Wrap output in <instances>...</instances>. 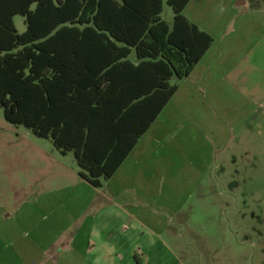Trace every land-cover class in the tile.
<instances>
[{
    "label": "rangeland",
    "instance_id": "1",
    "mask_svg": "<svg viewBox=\"0 0 264 264\" xmlns=\"http://www.w3.org/2000/svg\"><path fill=\"white\" fill-rule=\"evenodd\" d=\"M204 1L199 13L218 23L213 37L238 31L224 47L235 59L225 58L214 102L231 121L256 107L249 124L204 174L175 167L172 186L151 188L158 215L148 229L143 207L124 195L117 202L108 181L89 185L73 152L8 123L0 109V264H264V0ZM162 16L173 24L167 0ZM15 24L26 32L25 17ZM210 141L188 132L181 145L207 165Z\"/></svg>",
    "mask_w": 264,
    "mask_h": 264
},
{
    "label": "trees",
    "instance_id": "2",
    "mask_svg": "<svg viewBox=\"0 0 264 264\" xmlns=\"http://www.w3.org/2000/svg\"><path fill=\"white\" fill-rule=\"evenodd\" d=\"M164 2L0 0L4 117L73 152L92 187L118 173L179 90L171 81L189 78L215 43L185 15L191 0H167L173 24Z\"/></svg>",
    "mask_w": 264,
    "mask_h": 264
},
{
    "label": "crops",
    "instance_id": "3",
    "mask_svg": "<svg viewBox=\"0 0 264 264\" xmlns=\"http://www.w3.org/2000/svg\"><path fill=\"white\" fill-rule=\"evenodd\" d=\"M204 2V0H191L185 10V15L201 30L215 36L213 32L217 30L218 23L211 22V20L206 22L205 16H202L203 13H199ZM238 4L245 6L247 0H240ZM225 31L227 32L226 29ZM237 32L236 29L234 33L220 40L214 37L215 43L210 51L196 66L189 78L176 84L179 86L177 93L151 129L140 139L137 147L118 173L108 181V191L117 202H120L121 197L128 196L127 199L125 197L123 199L127 206L133 207L137 203L139 208L143 207V211H145L143 214L147 218L144 226L148 229L152 226L150 219H155V215H158L155 212L157 209L155 207L153 209L151 206L152 201L149 196H154L151 194V188L156 185L172 186L171 183L177 173L173 170L175 167L180 173L187 174L188 172L184 170L189 167L194 173L202 171L204 174L206 166L211 168L221 159L224 150L231 146L232 137L245 128L257 112L256 107L252 113V107L248 106V110L246 109L242 117L234 116L233 119L243 124L241 128H238L236 126L238 121H231L220 115L219 100L214 102L220 96L218 86L226 78L223 74V72L225 73V58H228L229 61L235 59L233 51L226 54L224 47L228 46ZM221 106L231 107L226 104ZM231 113L233 111L231 112L230 108L226 114L229 117ZM188 132L196 134L203 140H211L208 142L209 160L207 165H205L204 157L200 161L197 159L195 162L189 161L185 150H183V145H181L182 138ZM202 147L205 146L202 145ZM218 155H220L219 158ZM140 188L143 189V192L139 190ZM133 191L137 196L132 194ZM125 230L129 231L130 229L126 227ZM134 259L138 263H142L136 253Z\"/></svg>",
    "mask_w": 264,
    "mask_h": 264
},
{
    "label": "water",
    "instance_id": "4",
    "mask_svg": "<svg viewBox=\"0 0 264 264\" xmlns=\"http://www.w3.org/2000/svg\"><path fill=\"white\" fill-rule=\"evenodd\" d=\"M0 109H3V107H2V106H0Z\"/></svg>",
    "mask_w": 264,
    "mask_h": 264
}]
</instances>
